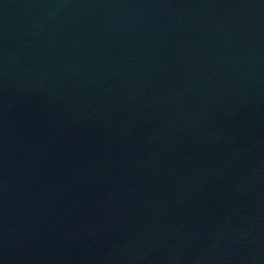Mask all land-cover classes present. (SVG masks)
Wrapping results in <instances>:
<instances>
[{"label": "water", "instance_id": "water-1", "mask_svg": "<svg viewBox=\"0 0 264 264\" xmlns=\"http://www.w3.org/2000/svg\"><path fill=\"white\" fill-rule=\"evenodd\" d=\"M0 264H264V0H0Z\"/></svg>", "mask_w": 264, "mask_h": 264}]
</instances>
